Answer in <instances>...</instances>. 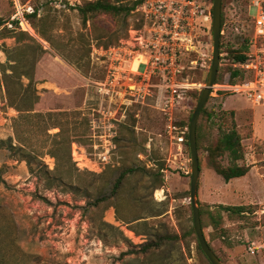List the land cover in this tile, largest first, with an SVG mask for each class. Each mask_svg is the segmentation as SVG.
Returning <instances> with one entry per match:
<instances>
[{"label": "rangeland", "instance_id": "rangeland-1", "mask_svg": "<svg viewBox=\"0 0 264 264\" xmlns=\"http://www.w3.org/2000/svg\"><path fill=\"white\" fill-rule=\"evenodd\" d=\"M69 4V0H0L3 25L10 28L11 21L18 20L19 30L33 36L48 54L34 62L33 76L44 79L31 86L38 96L34 111L53 113L76 135L70 144L74 165L67 171L62 160L56 169L49 152L54 151L52 136L59 127L45 130L41 117L34 116L28 124L21 122L17 132L13 129L18 111L10 104L2 69L10 73V56H29L31 48L21 47L23 42L14 37L0 36V140H5L0 143V264H210L197 248L193 231L188 146L183 141L179 150L167 133L166 117L158 109L161 91L154 86L144 104L132 105L122 104V95L110 99L96 94V82L106 73L104 50L126 44L130 33L133 36L129 30H141L139 13L125 18L99 15L84 25ZM34 7L36 17H27ZM221 14L220 42L248 45L252 25L247 1L221 0ZM36 30L45 33L51 45ZM201 47L209 52L207 44ZM208 55V68L185 72L189 81L204 86L211 51ZM231 72V60L224 55L219 59L218 82L230 81ZM19 81L23 86L28 83L24 76ZM9 88L14 94L13 78ZM193 91L199 98L201 89L184 90L173 109L175 132L184 131V140L198 100L192 98ZM98 108L112 110L119 119L106 160L98 155L103 148L94 144L102 142L93 137L89 122ZM203 108L210 116L200 111L196 123L200 165L196 201L204 236L223 264H264V105L211 89ZM232 123L241 138L244 162L255 171L225 181L209 168L206 147ZM10 138L36 155L32 171L21 153L10 150ZM220 159L227 165V154ZM129 167H145L149 174H127L110 196L114 180ZM159 180V187L151 189ZM101 195L107 198L91 205ZM218 204L246 205L248 210L244 215L220 211L222 230H214L208 211L219 210ZM136 217L140 218L133 220Z\"/></svg>", "mask_w": 264, "mask_h": 264}, {"label": "built area", "instance_id": "built-area-1", "mask_svg": "<svg viewBox=\"0 0 264 264\" xmlns=\"http://www.w3.org/2000/svg\"><path fill=\"white\" fill-rule=\"evenodd\" d=\"M246 1L252 31L247 49L242 52L244 59L231 64L246 77L235 83L228 80L214 83L211 89L214 93L225 90L241 94L252 105H264V0ZM69 2L74 6L80 4V0ZM250 9H254V14ZM137 11L142 26L141 30H129L133 32L129 39L134 40L127 39L123 46L112 45L104 50L106 73L103 80L96 82V94L110 99L122 95V104L125 105L144 104L145 98L152 94V87H157L162 94L158 109L166 117L167 133L180 150L184 131L175 132L178 129L173 123V109L184 90L203 86L200 82L189 81L183 75V69L208 68V53L212 49L211 3L208 0H142ZM202 44H207L209 52L201 50ZM188 54L194 56L188 59ZM224 55L226 52L220 53V56ZM185 58L186 65L182 62ZM155 79L157 83L154 84ZM96 112L89 122L93 137L102 144L95 143L94 146L103 148L98 155L106 160L114 147L112 140L117 135L116 122L119 119L112 110L105 112V109L98 108ZM102 128L105 130L101 131Z\"/></svg>", "mask_w": 264, "mask_h": 264}, {"label": "trees", "instance_id": "trees-1", "mask_svg": "<svg viewBox=\"0 0 264 264\" xmlns=\"http://www.w3.org/2000/svg\"><path fill=\"white\" fill-rule=\"evenodd\" d=\"M141 2L142 0H87V1H84L82 4L76 5L73 8L77 9L78 14L81 18V21L85 25L88 20L96 18L99 15H109V16H114V17L125 18L132 12L137 11V8ZM208 2L211 3L212 0H208ZM37 11H38V7H34L30 13L26 14V16L36 17ZM138 21H139L138 25L141 26L142 18L140 17ZM4 23L5 21H2V19L0 18V26H2ZM12 23L14 25H12V27L10 28L7 27L6 25H3L1 27L0 36L1 37H14L16 41L23 42L21 47L31 48V55L29 56L22 55V54L17 58L15 57L13 58L12 56H10L12 60V64H10V67H11L10 73H7L6 69L4 68L2 69L3 81L6 87V93L10 99V104L14 106V108L18 111L17 116L13 118V129L17 132L18 126L21 122L28 124V122L30 121L29 119L34 116L41 117L40 120L45 125V130L48 128V126L59 127V131L52 136L54 138L52 139L54 151L50 150L49 152L51 156H53L55 159L56 169L60 165V160H62V165L65 166L67 171H70V167L74 165L71 159L70 144L73 141L72 139L73 138L75 139L74 136L76 135H72L69 133V129L67 127L68 122L67 123L59 122L52 117L54 115L53 113L35 112L33 108L35 102L37 101L38 96L34 95V92L31 88L32 83L40 82L44 80L43 78L35 79V77L33 76L34 75V69H33L34 64L39 59L41 60L45 55H48V54H46L47 53L46 50L33 36L29 35L28 33L24 31L19 30V27L17 24L18 20H12L11 24ZM221 25H222V14H221ZM36 32L40 38L48 41V38L46 37L45 33H43L40 30H36ZM49 43L51 45V42ZM109 44H106V45L109 46ZM15 49H17V47ZM15 49H13L12 51H14ZM246 49H247V45L245 46L237 45L235 47H232V46H228L227 44L224 45L223 42L221 41L219 54L222 52H226L225 56L226 58L228 57L231 60V64H232L234 62L242 61L244 59V54L242 52ZM193 56L194 54H188L187 58L189 59ZM222 58H223L222 56H219V59H222ZM182 62L183 64H185L184 61ZM197 69L190 70L184 67L183 75L185 74V72H192ZM200 70H203V69H200ZM238 75H239V79L238 80L234 79ZM22 76L28 79V83L25 84L24 86L19 81ZM245 77L246 75L243 71L234 69L232 67L231 80L229 82L235 83L238 81H242ZM12 78L15 80V84H17V88L14 94L11 92V89L9 88V79H12ZM219 79L220 77L218 75L215 79V83H219L218 82ZM193 89L195 88H190L187 90L189 91ZM9 90H10V93H9ZM10 94L13 95L11 98H10ZM192 98L196 101L198 99V93L193 91ZM201 112L206 113L207 116H210V113H208L205 110V108H202ZM57 114L61 115V112ZM197 128L198 126L196 127V129ZM0 143L4 144L5 140L1 139ZM184 143L185 145L188 146L187 134L185 135ZM8 147L10 148V150L16 149L17 153H21V156L28 164L29 169L31 171L33 170L31 167L32 159L36 158V155H33L29 150H26V147L20 142H18L17 145L13 144L11 138L8 141ZM206 151H207V160H208L209 168H211L217 175L222 177V179L225 181H228L232 178L243 176L247 173L249 169V166L246 165L244 162V154L242 151L240 135L235 129V126L233 123L230 128L220 131L218 136L215 138V141L207 145ZM224 154H227L228 156L227 165L222 164L221 159H220ZM136 171H142L144 175L149 174L145 167H142V169H135V168L133 169L129 167L125 170H122L119 173V175L116 177V179L114 180L113 186L111 188L110 196H114L118 192V189L122 186L123 180L127 174L134 173ZM154 181L156 182V180ZM155 182L151 185V189L158 188L159 187L158 184H161L160 180L157 183ZM70 186H72L75 189H79V187L75 184H71ZM197 186H198V183H197ZM84 190H85L84 192H87L86 188H84ZM158 192L159 190L157 191V193ZM106 198L107 197H105L104 195H101L100 197H97L94 203H92L91 205H95L97 201L105 200ZM216 207L219 209L216 212L208 211L209 218H210V225L213 226L214 230H222L221 226H219V224L221 223L220 211H224L230 215L231 214L244 215L248 210V207L246 205L218 204ZM201 212H202V209L200 208V213ZM139 218L140 217H136L133 220H137ZM200 223H201V220H200ZM103 224L105 226H108L107 223L103 222ZM201 227H202V224H201ZM218 235H221V234L218 233ZM196 242H197V239H196ZM197 248L203 254V256L206 257L204 253L202 252L198 242H197Z\"/></svg>", "mask_w": 264, "mask_h": 264}, {"label": "water", "instance_id": "water-1", "mask_svg": "<svg viewBox=\"0 0 264 264\" xmlns=\"http://www.w3.org/2000/svg\"><path fill=\"white\" fill-rule=\"evenodd\" d=\"M211 63L206 77L204 86L201 87V93L193 108L190 121L187 127V142L190 154V174H189V200L192 211V225L197 242L210 262V264H223L220 258L216 255L213 249L208 244L203 229L200 223L199 209L197 206V183L199 178V159L196 144V123L198 115L206 102L211 87L215 83V77L219 66V49H220V34H221V0H212L211 2Z\"/></svg>", "mask_w": 264, "mask_h": 264}, {"label": "crops", "instance_id": "crops-1", "mask_svg": "<svg viewBox=\"0 0 264 264\" xmlns=\"http://www.w3.org/2000/svg\"><path fill=\"white\" fill-rule=\"evenodd\" d=\"M246 165L249 166V164H246ZM251 170H253V172L255 171V169H254L253 167H250V166H249V169H248L247 173H248L249 171H251ZM247 173H246V174H247ZM246 174H245V175H246ZM245 175H243V176H245ZM243 176H240V177H243ZM240 177H237V178H240ZM257 178H258V177H257ZM232 179H233V178H232ZM258 179H259V178H258Z\"/></svg>", "mask_w": 264, "mask_h": 264}]
</instances>
